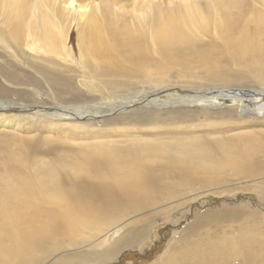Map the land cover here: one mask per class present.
Segmentation results:
<instances>
[{"label":"rangeland","instance_id":"obj_1","mask_svg":"<svg viewBox=\"0 0 264 264\" xmlns=\"http://www.w3.org/2000/svg\"><path fill=\"white\" fill-rule=\"evenodd\" d=\"M26 1L0 0V88L7 90V93L0 91V178L7 174L3 163L10 147L5 145V141L12 142L11 138L30 140V146L37 150V157L45 162L57 156L72 157L74 152L95 144L127 147L133 144L129 141L138 137L140 140L180 138L190 143L208 142L213 146L217 140L229 143L233 136H241L256 144H264V111L259 112L260 115L244 113L240 117L235 114L227 116L223 113L236 107L235 104L212 106L213 102H209L211 104L200 105L199 101L217 98L220 92L264 91V84L252 75L245 74V78L238 79L245 70L230 57H222L219 61L218 70L228 75L226 84H215L211 79L201 77L204 71L200 70V66L186 67L179 63L164 71H150L148 77L105 76L93 73L94 63L85 57L88 40L86 19L93 10H98L96 12L100 15L102 8L107 7L111 14H106L111 20L122 22L131 31L134 28V31H142L149 55L158 58L157 48L153 42H149L155 22L153 18H156L151 12L195 10L203 13L211 0ZM69 2L71 4L68 5ZM246 2L251 8L250 17L264 19V0ZM13 6H22L26 11L18 29L23 34L19 37H13L2 22L5 10ZM191 31L188 33H193V38L195 32ZM199 41L202 45H209L206 37L199 38ZM39 67L48 69L57 77L70 78L77 89L66 94L63 90L65 101H61L39 75ZM27 75L32 78L31 82L26 81ZM22 87L28 92H36L38 99L46 96L48 104L38 108L36 105L27 106L20 96ZM43 92L44 95L40 97ZM74 92L84 97L78 98L77 102H68L67 98L73 96ZM56 106L57 109L52 108ZM148 113L161 115L166 125H159L154 130L147 125L143 127L139 117ZM179 122H184L183 126H186L183 132L177 131L178 128L165 132L167 127H175L176 124L182 126ZM188 129L192 132L187 133ZM253 158L255 165L250 168L253 167L258 175L250 178L237 177L229 169L219 170L207 160L190 170L187 164H183V175L175 173L177 168L171 170L168 173L171 185L179 182L178 179H184L186 187L166 189L165 194L161 193L155 198L156 201L153 199V204L147 210L127 217L124 222L137 221L139 226L146 227L144 236L131 246L123 244L116 252L99 260L90 258L88 254L90 257H86L87 261L79 262L77 259L85 255L86 248L73 250L72 244L80 243L89 234H76V237L64 239V251L50 250L52 253L48 260L43 261L44 256L40 255L33 264H67L62 262L65 255L76 257L73 264H163L167 256L180 251L177 246L182 236L196 245L200 251L198 254L205 256L207 251L212 253L205 257L232 253V250L257 251L263 255L264 153L256 152ZM112 227L105 232V248L121 236V232L114 233ZM105 228L107 226L100 230ZM242 241L249 243L248 248L241 247L244 244H241ZM204 242L208 244L207 249L202 248ZM78 252L82 254L77 255ZM241 256H238L240 261L245 256L256 260L254 255Z\"/></svg>","mask_w":264,"mask_h":264},{"label":"bare ground","instance_id":"obj_2","mask_svg":"<svg viewBox=\"0 0 264 264\" xmlns=\"http://www.w3.org/2000/svg\"><path fill=\"white\" fill-rule=\"evenodd\" d=\"M24 9L22 6L10 7L2 15L3 25L13 37L21 34L18 29L23 22ZM96 11L90 12L86 19L88 40L84 50L86 59L94 63L91 66L93 73L148 77L150 71H164L179 63L186 67L200 66V70L204 71L201 77L211 79L215 84H226L228 75L218 70L219 61L222 57H230L245 70L238 79L248 74L264 84V19L249 16L251 8L246 0H211L203 13L195 10L152 11L156 18H153L155 22L149 42H153L157 48L158 58L149 55L142 31H134L135 28L131 31L122 22L111 20L107 7L102 8L100 15ZM190 30L195 32L193 38V33H188ZM201 37L208 38L209 45H202L199 41ZM47 70L39 67V75L56 92V98L65 101L62 91L66 94L77 87L70 78L57 77ZM31 79L29 75L26 76L27 82H31ZM0 91L7 93L2 88ZM245 91L220 92L217 98L199 102L200 105L213 102L212 106L235 104L236 107L223 113L227 116L235 114L240 117L244 113L260 115L259 112L264 111V91ZM35 93L23 88L20 96L27 106L36 105L38 108L48 104L46 96L38 99ZM74 93L67 98L68 102H77L78 98L84 97L78 92ZM42 95L44 92L40 97ZM52 108L57 109V106ZM139 118L143 127L147 125L153 130L159 125H166V120L154 113ZM179 123L182 126L176 124L175 127H167L165 132L176 131L177 128V131L183 132L186 126H183L184 122ZM190 132L192 130L188 129L187 133ZM11 139L12 142L5 141V145L10 147L3 163L7 174L0 178V264H33L40 255L44 256L43 261L48 260L50 253L65 250L63 243L66 237L84 233L89 235L80 243L72 244L73 250L86 248V256L82 255L77 261H87L86 257L90 256L94 260L110 256L119 246H131L144 236L146 227L139 226L137 221L124 222L127 217L147 210L153 204V199L161 193L165 194L166 189L186 187L184 179H178L179 182L171 185L168 174L171 170L177 168L175 173L183 175V164H187L190 170L207 160L219 170L229 169L237 177L250 178L258 175L253 167L250 168L255 163L253 155L259 151L264 153V144H256L241 136H233L229 143L217 140L213 146L208 142L190 143L180 138L140 140L138 137L130 139L129 143L133 144L127 147L95 144L74 152L72 157L57 156L45 162L37 157V150L30 146V140ZM104 226L107 228L100 230ZM110 227L115 230L114 233L121 232V236L105 248L106 233ZM182 238L177 246L180 251L167 256L163 264H264V257H261L264 254L257 251L232 250V253L222 255H211L207 251L205 256L208 253L211 256L205 257L198 254L200 251L196 245L187 242L185 236ZM194 238L198 240L199 237ZM241 244V247L248 248V242L242 241ZM207 247V242H204L202 248ZM241 254L254 255L256 260L245 256L240 261ZM75 258L65 255L62 262L73 264Z\"/></svg>","mask_w":264,"mask_h":264}]
</instances>
